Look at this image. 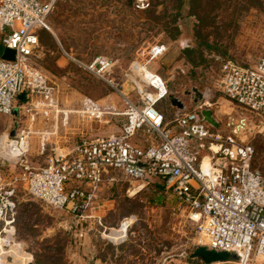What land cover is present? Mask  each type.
I'll use <instances>...</instances> for the list:
<instances>
[{"label": "rangeland", "instance_id": "374dc122", "mask_svg": "<svg viewBox=\"0 0 264 264\" xmlns=\"http://www.w3.org/2000/svg\"><path fill=\"white\" fill-rule=\"evenodd\" d=\"M49 24L34 64L48 75L50 97L49 90L35 92L17 105H24L17 114L0 113V134L12 131L15 120L29 131V164L42 165L84 139L121 132L132 105L142 104L138 86L144 83L134 63L150 46L166 44L149 67L167 81L170 95L158 104L167 122L177 109L172 99L195 108L193 90L199 88L220 124L215 134L229 133L232 117L247 118L239 138L254 146L253 166L264 172V116L230 101L218 86L225 60L253 66L261 56L264 0H152L146 11L129 0H55ZM100 55L113 62L109 81L74 60ZM145 138L142 131L134 136L141 143ZM210 153L199 150L198 163ZM23 175L19 164L0 167V187L15 188L17 201L0 264H238L193 256L203 246L198 216L159 181L130 180L111 170L94 206L79 219L31 195Z\"/></svg>", "mask_w": 264, "mask_h": 264}, {"label": "built area", "instance_id": "2783aa9c", "mask_svg": "<svg viewBox=\"0 0 264 264\" xmlns=\"http://www.w3.org/2000/svg\"><path fill=\"white\" fill-rule=\"evenodd\" d=\"M129 1L138 11L152 5V0ZM54 7L55 0H0V43L16 51L14 60L0 57L2 114L14 115L16 108L24 106H17V96L25 88L29 89V100L33 93L53 88L48 75L34 61L41 55V33L50 30ZM167 49L166 44L152 45L134 63L144 83L137 85L142 104L132 105L121 132L84 139L35 166L26 159L29 131L19 130L11 137L6 129L0 134V167L6 163L23 166V179L31 195L79 219L94 206L111 170L130 180L159 181L180 204L196 213L203 246L235 254L238 264H264V172L253 166L254 146L239 138L248 127L247 118L232 117L229 133L215 134L202 114L207 107L202 102L195 108L177 107L173 120L167 122L158 108L170 95L167 81L149 67ZM74 60L109 81L113 69L109 57ZM218 86L230 101L264 116V47L253 66L225 60ZM50 93H46L47 99ZM140 131L146 137L142 143L134 140ZM201 149L211 153L198 163ZM15 195V188L0 187V244L2 238L11 235L17 212ZM10 242L3 244L8 247Z\"/></svg>", "mask_w": 264, "mask_h": 264}, {"label": "water", "instance_id": "95a60500", "mask_svg": "<svg viewBox=\"0 0 264 264\" xmlns=\"http://www.w3.org/2000/svg\"><path fill=\"white\" fill-rule=\"evenodd\" d=\"M0 57L14 60L16 58V51L10 48H4V46L0 43ZM196 95L195 105L204 102L205 93L201 91L199 88L195 87L194 90ZM19 103L24 104L29 101V89L25 88L21 93L18 94ZM172 103L174 106L178 108H183L184 104L177 98L172 99ZM18 113V108H16L14 115ZM202 114L204 115L205 119L214 127H219L220 124L217 121L214 112L210 108H204L202 110ZM15 128L11 131L7 129V133L11 137H15L19 131V121H14ZM194 257H201L206 263H213L218 261H228L237 258V256L233 253L227 251H218L215 249L208 248L207 246H199L196 251L193 253Z\"/></svg>", "mask_w": 264, "mask_h": 264}, {"label": "bare ground", "instance_id": "6f19581e", "mask_svg": "<svg viewBox=\"0 0 264 264\" xmlns=\"http://www.w3.org/2000/svg\"><path fill=\"white\" fill-rule=\"evenodd\" d=\"M3 136L5 137V136H6V133H5ZM24 143H26V142H24ZM124 222H125V220H124ZM124 222H122V223H124ZM7 237H10L9 240H11V235L6 236L5 239H7ZM9 240H8V241H9Z\"/></svg>", "mask_w": 264, "mask_h": 264}, {"label": "crops", "instance_id": "0c3cea01", "mask_svg": "<svg viewBox=\"0 0 264 264\" xmlns=\"http://www.w3.org/2000/svg\"><path fill=\"white\" fill-rule=\"evenodd\" d=\"M24 147L26 148V143H25ZM206 163H209V159L208 158L206 159Z\"/></svg>", "mask_w": 264, "mask_h": 264}, {"label": "trees", "instance_id": "16d2710c", "mask_svg": "<svg viewBox=\"0 0 264 264\" xmlns=\"http://www.w3.org/2000/svg\"><path fill=\"white\" fill-rule=\"evenodd\" d=\"M162 187H164V184L163 183H160Z\"/></svg>", "mask_w": 264, "mask_h": 264}]
</instances>
